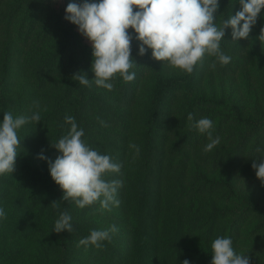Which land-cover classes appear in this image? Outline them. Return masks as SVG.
I'll use <instances>...</instances> for the list:
<instances>
[{"label":"trees","instance_id":"trees-1","mask_svg":"<svg viewBox=\"0 0 264 264\" xmlns=\"http://www.w3.org/2000/svg\"><path fill=\"white\" fill-rule=\"evenodd\" d=\"M56 1L0 0V122L5 111L31 116L34 102L41 106V121L17 130L15 171L0 176V207L7 216L0 220V264H182L185 259L211 264L212 241L229 237L234 247L246 219L253 225L251 253L264 255V186L262 193L246 197L234 181L236 175L256 176L251 165L264 154L256 151L264 149V111L257 106L249 112L239 103L227 108L220 93H206L214 57L206 54L191 74H175L167 62L152 58L150 49L138 55L140 42L132 29L137 65L129 71L135 79L124 82L117 74L111 91L94 81L91 87L79 84L72 79L77 72L94 79L92 47L64 16L69 3L83 0H63L61 10ZM219 2L217 26L241 10L239 0ZM231 33L225 30L221 50L233 59L239 49ZM231 64L216 61L221 73ZM145 73L151 82L141 92ZM189 113L194 120L213 121L220 144L212 151H203L207 135L190 128ZM66 115L83 128V140L122 165L119 173L105 176L123 181L117 193L121 215L98 220L99 203L80 209L61 200L48 162L37 158L42 150L53 162L60 155L50 142L70 129ZM130 144L139 146L138 156ZM53 201L72 216V233L52 232L58 218ZM113 224L119 232L111 243L77 247L92 230Z\"/></svg>","mask_w":264,"mask_h":264},{"label":"clouds","instance_id":"clouds-1","mask_svg":"<svg viewBox=\"0 0 264 264\" xmlns=\"http://www.w3.org/2000/svg\"><path fill=\"white\" fill-rule=\"evenodd\" d=\"M241 10L216 24V13L220 8L219 0H98L82 3H69L65 8L64 19L77 26L78 32L91 44L93 63L91 70L94 79L89 80L85 73L77 72L72 79L79 84L91 87L95 85L111 91L114 84L110 82L119 74L124 82L135 79V72H130L137 65L132 58L133 36L139 41L138 55L143 56L151 50L152 58L167 62L173 69L191 74L198 63H202L205 55L214 57L211 67L215 69L216 61L227 65L231 57L221 50L225 30L232 29V41L247 39L256 24L258 16L264 10V0H239ZM264 41V27L258 37ZM37 109L31 116L17 115L5 111L0 122V176L15 171L17 148L21 140L17 130L29 122L41 121L40 102H34ZM43 111H47L45 106ZM99 119V118H98ZM187 119L190 128L200 134H206L208 143L204 152L212 151L220 144V137H213V121L207 117L194 120L189 113ZM70 129L57 142H50L60 155L51 161L43 154L38 159L46 160L52 180L63 191L61 200L74 202L84 209L99 203V210L111 211L118 207V189L123 186L122 180H106L109 173H119L122 165L114 162L109 155L101 154L82 139L85 133L78 127L75 118L64 117ZM107 126L104 121H100ZM135 155L140 152L139 146L130 144ZM258 153L264 149L257 148ZM135 159V156H134ZM256 177L264 186V154L252 161ZM51 207L58 212L52 232L72 233L75 229L72 216L67 208L60 211V201H53ZM95 214V210L93 212ZM5 210L0 207V220L6 219ZM119 232L118 226L111 225L105 230H92L90 234L78 241L77 247L89 245L97 249L103 248L104 241L112 242L113 236ZM211 264H250L248 255L237 254L233 249V241L229 237H217L211 243ZM182 264H189L185 259Z\"/></svg>","mask_w":264,"mask_h":264},{"label":"rangeland","instance_id":"rangeland-1","mask_svg":"<svg viewBox=\"0 0 264 264\" xmlns=\"http://www.w3.org/2000/svg\"><path fill=\"white\" fill-rule=\"evenodd\" d=\"M62 6L63 0H57L55 7L61 10ZM255 26L256 28L251 30L247 39L235 41L239 51L229 62L232 63V66H227V70L223 73H221L222 69H219L217 66L215 69L211 68L207 72L208 77L204 84V90L208 95L214 91L217 94L220 93L219 96L223 98V103L227 108H230L235 103H239L244 105L246 111L249 112H254L257 106L264 111V41L258 39L260 30L264 27V10L258 16ZM224 53L226 54V52ZM229 69H233V71ZM169 70L175 74L179 71V69H173L171 67H169ZM150 82V74L145 73L139 83L140 91L143 92L150 85ZM250 177L242 179L236 175L234 180L237 187L241 188L242 193L246 197H253L260 192L262 193L263 186L260 180L255 175ZM120 212L118 207L113 206L111 211H99L95 217L98 220H103L110 213L121 215ZM242 216H244V213ZM254 219L256 218L254 217L251 223H253ZM249 223V219H246L240 225L242 231L239 233L233 249L237 254H246L249 257L251 255L250 264H264V255H259L255 250L253 254L251 253L250 229L253 225ZM122 229L126 237L128 231L127 226H122Z\"/></svg>","mask_w":264,"mask_h":264}]
</instances>
